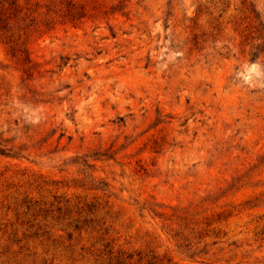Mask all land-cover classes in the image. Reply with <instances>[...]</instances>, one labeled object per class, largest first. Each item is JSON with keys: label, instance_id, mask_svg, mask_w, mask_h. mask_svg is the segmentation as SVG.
<instances>
[{"label": "rangeland", "instance_id": "rangeland-1", "mask_svg": "<svg viewBox=\"0 0 264 264\" xmlns=\"http://www.w3.org/2000/svg\"><path fill=\"white\" fill-rule=\"evenodd\" d=\"M0 16V264H264V0Z\"/></svg>", "mask_w": 264, "mask_h": 264}, {"label": "trees", "instance_id": "trees-1", "mask_svg": "<svg viewBox=\"0 0 264 264\" xmlns=\"http://www.w3.org/2000/svg\"><path fill=\"white\" fill-rule=\"evenodd\" d=\"M14 3H15V1H13L11 4H14ZM0 25L3 28H5L6 25H7L5 23V20L4 21L2 20L1 16H0ZM253 38L256 39V40H262V42L259 43L257 46H254L255 50L252 52V55L254 57H259L260 53H264V31H261L257 35H254ZM7 150H8L7 148H3V147L0 146V153L5 154ZM84 207H85L84 210L87 208L88 212H92V210L94 209V205L93 204H86ZM75 226H76V228H80L81 227L79 224H76Z\"/></svg>", "mask_w": 264, "mask_h": 264}]
</instances>
